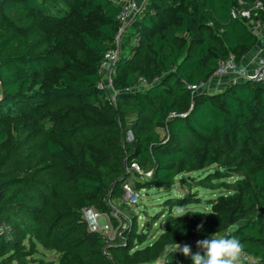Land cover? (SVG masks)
Segmentation results:
<instances>
[{
  "label": "trees",
  "instance_id": "obj_1",
  "mask_svg": "<svg viewBox=\"0 0 264 264\" xmlns=\"http://www.w3.org/2000/svg\"><path fill=\"white\" fill-rule=\"evenodd\" d=\"M242 1L147 0L114 65L118 93L111 103L99 86V66L118 25L116 3L1 0L0 223L3 218L7 227L0 257L11 252L9 258L22 262L29 251L21 242L29 235L61 253L59 264H192L190 256L169 253V246L199 232L225 235L234 226L228 234L264 262V86L229 81L214 93L189 87L206 82L220 59L231 55L239 63L257 41L251 28L264 22V0L251 19L233 18V9L257 0ZM75 42L85 55L80 66L70 51ZM142 80L147 85L137 87ZM158 127L166 129L165 139ZM133 160L151 168L150 182L163 189L171 190L179 177L189 189L218 190L214 198L189 191L167 203L203 204L198 213L215 215L169 214L164 232L136 249L131 237L109 244L87 231L81 207L99 205L102 194L120 196ZM205 169L194 185L181 176ZM71 192L80 203L43 229L56 196ZM67 218L73 219L53 235ZM75 231L79 238L67 241Z\"/></svg>",
  "mask_w": 264,
  "mask_h": 264
},
{
  "label": "rangeland",
  "instance_id": "obj_2",
  "mask_svg": "<svg viewBox=\"0 0 264 264\" xmlns=\"http://www.w3.org/2000/svg\"><path fill=\"white\" fill-rule=\"evenodd\" d=\"M144 5L146 0H140ZM1 2V0H0ZM142 5V6H143ZM73 54V59H76L77 65L80 66L85 61H83L80 57H83V52H81V48L79 46V42H75L71 46L70 50ZM79 56V57H78ZM103 83L106 81L105 75L102 74ZM227 81V78H222ZM225 81V82H226ZM137 87L142 88L144 87L141 83L137 85ZM203 87V86H202ZM117 97V94H115ZM2 98H0L1 100ZM51 127V124L48 125ZM163 139L166 138L165 130L163 128L160 129ZM133 135L131 132L127 133L126 139L128 141L132 140ZM65 147L69 149H73L77 147L75 144H68V143H61ZM136 161V160H134ZM137 162V161H136ZM143 174H137L136 172L132 171L130 175H127L128 180L132 184L135 190L140 193L139 201L137 204L133 205L126 201L124 198V189L123 185L121 186V195L117 197H113L111 193L102 194L97 200H101L99 205L94 204L90 206H82V218L81 221L86 224L85 229L89 230L88 223H87V211L89 209H93L94 211H98L102 214L100 218V223H111L113 224V230H101L97 232L102 237L106 239L109 244L115 243L118 239L123 240L125 236L126 239L131 237L135 239V247H144L147 244L154 242L165 230L166 220L169 214L174 215V209L170 208L168 203L169 199L173 197L179 198L183 197L187 192L191 191L193 196L200 197L202 199H210L217 196V191H211L209 189H205L200 186H193L192 188H188L185 184H182L179 180V177L176 178L175 184L172 186L171 190L163 189L158 185H153L150 180L153 178V170L151 168H142ZM208 169L203 171H195L191 173H183L182 177H191L190 182L194 185V179H197L200 175L206 173ZM74 173L71 169H68L65 173ZM128 174V173H127ZM129 176V177H128ZM233 178L224 179L226 181H232ZM71 185V184H69ZM81 198L74 192L71 193H61L56 196V201L54 202L55 210L49 214V218L43 221L44 227H48L49 221L53 217L59 216L60 212L69 211L73 209V206L77 203H80ZM181 202V201H180ZM179 203V202H176ZM180 206H183L180 204ZM190 207L194 209H204L206 206L201 204L197 205L196 203L190 204ZM57 215V216H56ZM73 218H67L65 220H60V223L54 227L53 235H55L60 226L64 223H68ZM0 223V234L6 229L7 225L3 218H1ZM115 221L117 224H115ZM9 228V227H8ZM129 234V235H126ZM214 233H207V232H199L196 235V238L206 239L210 238L211 235ZM218 235H223V233H217ZM81 233L79 231L73 232L67 241H71L73 239L79 238ZM144 236L146 240L144 242H140L141 237ZM126 241V240H125ZM138 243V244H136ZM22 246H24L29 254L24 257L22 262L17 259L9 258L11 252L5 254L3 257H0V264H41V260L44 261H54L55 264H59V259L61 253H58L54 249H47L41 243L34 242L29 239V235L21 242ZM262 261V260H261ZM263 262V261H262ZM264 263V262H263Z\"/></svg>",
  "mask_w": 264,
  "mask_h": 264
},
{
  "label": "built area",
  "instance_id": "obj_3",
  "mask_svg": "<svg viewBox=\"0 0 264 264\" xmlns=\"http://www.w3.org/2000/svg\"><path fill=\"white\" fill-rule=\"evenodd\" d=\"M119 6V12L117 14L118 25L112 39L111 46L105 52L103 59L99 66L100 81L99 86L105 88L108 92V99L111 103H115L116 96L115 94L118 91L113 86V74H114V65L116 61L120 58L122 45L126 32L128 31L132 21L140 11L142 7V2L140 0H112ZM147 1V0H146ZM145 1V2H146ZM242 3V0H239ZM262 2L257 0L251 7H240L232 10L231 15L233 18H246L251 19L252 10L256 8H261ZM252 21V20H251ZM252 30L256 34L264 35V22L253 23ZM102 74L105 75L106 81L103 83ZM219 78H227V82H240V81H254L261 82L264 86V57L260 58L257 61V64L254 68H247L240 63L233 56H229L218 61L217 68L213 74ZM141 84L145 87L147 83L141 81ZM192 90L199 88L198 85H189ZM1 95V81H0V98ZM132 171L137 174H143L140 165L136 161H131L129 165L126 166L127 175H130ZM129 177V176H128ZM124 189V198L130 204H137L139 201L140 193L134 189L128 178L123 182ZM87 223L89 230L92 232H100L101 230H113V224L100 223V218L102 214L93 209L87 211ZM202 240L200 238H190L180 245L188 244L191 248H198L196 242ZM245 264H264L260 258L254 257L250 254L245 253Z\"/></svg>",
  "mask_w": 264,
  "mask_h": 264
},
{
  "label": "clouds",
  "instance_id": "obj_4",
  "mask_svg": "<svg viewBox=\"0 0 264 264\" xmlns=\"http://www.w3.org/2000/svg\"><path fill=\"white\" fill-rule=\"evenodd\" d=\"M214 214L210 210L197 212L194 208L188 206H176L174 209L175 218L184 217L188 214ZM215 215V214H214ZM203 225H198L197 230H202ZM235 230V227H230L225 235L214 233L210 238L198 240L196 245L203 252L192 254L191 246L184 244L181 246L178 243L170 245L169 253L181 252L184 256L191 258L192 264H245V249L242 242L235 236L229 235Z\"/></svg>",
  "mask_w": 264,
  "mask_h": 264
},
{
  "label": "crops",
  "instance_id": "obj_5",
  "mask_svg": "<svg viewBox=\"0 0 264 264\" xmlns=\"http://www.w3.org/2000/svg\"><path fill=\"white\" fill-rule=\"evenodd\" d=\"M252 29V28H251ZM254 32V31H253ZM264 57V35L257 34V41L255 44L241 57L240 64L251 69L254 68L257 64V61ZM226 80L216 77L212 75L206 82L201 83L199 85V88L196 89L194 92H202L207 91L210 93L217 92L225 87L227 84ZM203 86V87H202ZM163 127H158V131L161 134V138H163V135L160 131V129ZM165 130V136H166V129Z\"/></svg>",
  "mask_w": 264,
  "mask_h": 264
},
{
  "label": "water",
  "instance_id": "obj_6",
  "mask_svg": "<svg viewBox=\"0 0 264 264\" xmlns=\"http://www.w3.org/2000/svg\"><path fill=\"white\" fill-rule=\"evenodd\" d=\"M1 95L3 96V91H1Z\"/></svg>",
  "mask_w": 264,
  "mask_h": 264
}]
</instances>
